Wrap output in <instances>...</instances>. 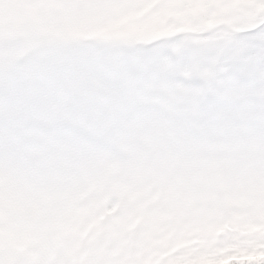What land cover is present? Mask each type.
<instances>
[{
	"label": "snow or ice",
	"instance_id": "obj_1",
	"mask_svg": "<svg viewBox=\"0 0 264 264\" xmlns=\"http://www.w3.org/2000/svg\"><path fill=\"white\" fill-rule=\"evenodd\" d=\"M182 2L38 6L154 4L147 18ZM253 13L234 29L150 40L0 31V264H186L225 247L258 252L264 238L233 230L245 222L246 193L264 189V11ZM181 207L228 227L143 251L144 221Z\"/></svg>",
	"mask_w": 264,
	"mask_h": 264
},
{
	"label": "rangeland",
	"instance_id": "obj_2",
	"mask_svg": "<svg viewBox=\"0 0 264 264\" xmlns=\"http://www.w3.org/2000/svg\"><path fill=\"white\" fill-rule=\"evenodd\" d=\"M235 1L237 0H184L181 4H168L163 7L164 9L161 12L147 17L153 23L149 28L148 37L146 36L142 40H150L158 35H169L175 32L195 34L220 26L227 28L228 26L224 23L230 24L235 19L234 12L227 10V5ZM249 2L251 3V1L242 0L237 7L246 5ZM153 6L154 4H150L140 11L127 10V18L123 20L121 26L112 29L113 35L123 37V30H128L126 26L129 24L133 33L141 37L145 36L146 34H139L137 21L147 19L145 14ZM107 11L108 8L76 6L46 9L38 6V0H0V31L13 34L34 33L33 27H38L41 35L57 40H86L90 36H98L101 33L99 22ZM187 11L191 15L188 20H185V16L182 15ZM154 33L158 35L150 37ZM3 94L4 82L3 77L0 76V99H2ZM209 103H216V101L211 99ZM0 108H2V104H0ZM243 200L245 202L241 201L239 205L242 215L238 219L245 222L236 223L233 230L240 231L248 236H259L264 233V189L256 188L249 191ZM144 223L146 232L140 241L139 247L142 248L149 238H158L155 244L146 249V252H152L158 247L167 246V243L173 238L182 241L177 246H183L188 243V241L183 240L186 236L207 237L213 232L218 233L228 227L227 224L222 227H209L201 212L183 207L171 216H153L146 219ZM233 250L242 252L238 248L225 247L203 255V259L219 258L225 264L230 258L229 251ZM144 264H150V259L145 261Z\"/></svg>",
	"mask_w": 264,
	"mask_h": 264
},
{
	"label": "trees",
	"instance_id": "obj_3",
	"mask_svg": "<svg viewBox=\"0 0 264 264\" xmlns=\"http://www.w3.org/2000/svg\"><path fill=\"white\" fill-rule=\"evenodd\" d=\"M197 259H198V258H196V259L190 261V263L193 262V261H195V260H197ZM207 264H211V263L208 262ZM253 264H264V259H263V260H262V259H259V260H257V262H255V263H253Z\"/></svg>",
	"mask_w": 264,
	"mask_h": 264
}]
</instances>
